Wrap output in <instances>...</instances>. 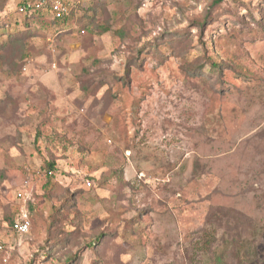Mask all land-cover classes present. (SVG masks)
<instances>
[{"label": "rangeland", "instance_id": "1", "mask_svg": "<svg viewBox=\"0 0 264 264\" xmlns=\"http://www.w3.org/2000/svg\"><path fill=\"white\" fill-rule=\"evenodd\" d=\"M16 1L0 0V264H237L239 238L241 264H264V0H72L67 24L29 33Z\"/></svg>", "mask_w": 264, "mask_h": 264}, {"label": "trees", "instance_id": "2", "mask_svg": "<svg viewBox=\"0 0 264 264\" xmlns=\"http://www.w3.org/2000/svg\"><path fill=\"white\" fill-rule=\"evenodd\" d=\"M17 1H16L15 6H14L13 12H11V15H16L19 18H21V20H22L21 28L23 29V33H29V31H30V23L31 22L38 23L42 27H45V28L49 27L52 30L53 29L57 30L58 26L59 27L60 26H64L65 24H67L74 17V13H75V10H76V6L74 5L73 9L69 12L68 15L64 16L61 19H54L52 14L49 11H44V12H41V11H27V12L22 14V13L19 12V4H18L19 1L18 2ZM222 1L223 0H213L212 1V5H219ZM3 6H2V8H3ZM6 19H8V18H6ZM6 21L3 20V24L0 25L1 29H5V32H6V29H7L6 27H8V25H9L8 22H6ZM252 21L255 22L253 20V18H252ZM203 23H204V21H201L200 23H198V25L202 26ZM6 33L4 34V32H3V33H1V35L2 36H4V35L8 36ZM263 34H264V32H263ZM233 37H234L233 35H229L228 36V38H233ZM206 42L207 43L204 44V48L205 49L210 48V49H212V53H214L215 52L214 49L216 48V46H215L216 45L215 38L212 37ZM207 62H208V65H209V67H210V69L212 71L216 72L219 76L222 74V64L221 63H219L216 60H214L213 57H211V56L207 59ZM241 73H242V77L244 76L245 78H248L247 77L248 74L246 72H241ZM238 77H241V76H238ZM44 163L45 164H44V168H43V176H44V178L46 180V184H48V182H50V180L53 177V172H55L57 168L54 165V162H44ZM30 205L31 204L29 202H27L26 205H25L28 210L30 209ZM63 205H61L57 210L62 209ZM13 220H14V216L10 217L9 220L7 218L6 221H8L9 226L12 225ZM237 236H239V235H237ZM98 239H99V237L95 238L94 241L89 244V246L92 247L93 244H96ZM238 245H240L239 249H236V246H238ZM227 247H228L229 250L234 249L235 260L237 261V264H241L240 261H241V259H243V256H240V255L244 254L246 256L244 251L247 249V247L246 246L244 247V244L242 242H240V238L236 239L234 241L232 240L231 242L227 243ZM240 248H243V249L240 250ZM71 260L72 259L67 260V262L65 264H68Z\"/></svg>", "mask_w": 264, "mask_h": 264}, {"label": "built area", "instance_id": "3", "mask_svg": "<svg viewBox=\"0 0 264 264\" xmlns=\"http://www.w3.org/2000/svg\"><path fill=\"white\" fill-rule=\"evenodd\" d=\"M19 12L25 13L27 11H49L54 19H61L68 15L73 9L72 0H18ZM17 1V2H18ZM83 34V31L81 32ZM87 187H91V183H86ZM10 232L16 236H25L31 230V224L28 218L26 209L21 210L14 217L13 223L9 228Z\"/></svg>", "mask_w": 264, "mask_h": 264}]
</instances>
